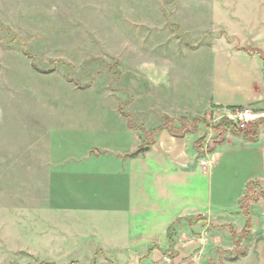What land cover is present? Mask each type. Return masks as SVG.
Returning <instances> with one entry per match:
<instances>
[{
    "label": "rangeland",
    "instance_id": "rangeland-1",
    "mask_svg": "<svg viewBox=\"0 0 264 264\" xmlns=\"http://www.w3.org/2000/svg\"><path fill=\"white\" fill-rule=\"evenodd\" d=\"M233 50L264 63V0H0V148H20L27 173L23 189L17 178L0 186V254L7 255L0 264H127L101 251L73 256L78 250L66 247L74 244L60 224L65 217L48 203L49 159L85 152L87 129L114 125L118 108L146 116L166 102L179 111L181 87L205 93L213 52ZM226 109L204 115L210 128L201 127L199 141H221L229 129L215 130L224 120L217 113ZM145 116L132 120L145 128ZM5 170L10 175L13 167ZM251 201V210L264 202L263 183L256 182ZM233 240L246 243L228 259L254 237L249 231ZM255 253L243 264H257Z\"/></svg>",
    "mask_w": 264,
    "mask_h": 264
},
{
    "label": "crops",
    "instance_id": "crops-1",
    "mask_svg": "<svg viewBox=\"0 0 264 264\" xmlns=\"http://www.w3.org/2000/svg\"><path fill=\"white\" fill-rule=\"evenodd\" d=\"M212 55L207 90L200 93L196 87H181L179 111L164 106L166 102L147 108L146 116L132 106L130 115L124 116L118 108L114 125L87 129L90 141L85 152L49 159V208L65 217L60 224L67 241L74 244L66 247L79 252L73 256H85L88 250L124 259L127 264H243L255 251L257 264H264V233L257 230V218L264 219V202L251 210L253 244L248 243L247 251L237 259L227 258L239 253L246 243H235L232 237L233 233L241 234L247 224L239 201L249 183L264 184V125L257 142L229 134L214 144L217 141L209 137L201 155L195 143L202 131L185 138L163 131L149 146L128 124L129 119L137 123L145 116L143 126L151 131L161 126V116H204L214 107L264 110L261 57L241 50ZM247 133L252 138L253 131ZM2 146L0 186H11L8 181L17 178L21 184L17 188L23 189L25 154L20 148L15 153ZM144 146L150 149L133 156ZM202 162H209L210 167ZM12 167L10 177L5 169ZM2 215L6 217L4 212ZM196 217H203V221L187 222ZM239 218H245V225ZM178 221L172 244L169 229ZM0 256L1 261L7 257Z\"/></svg>",
    "mask_w": 264,
    "mask_h": 264
},
{
    "label": "trees",
    "instance_id": "trees-1",
    "mask_svg": "<svg viewBox=\"0 0 264 264\" xmlns=\"http://www.w3.org/2000/svg\"><path fill=\"white\" fill-rule=\"evenodd\" d=\"M232 109H240V108H232ZM123 114L127 115L126 113L122 112ZM129 127L132 128L133 130H135L140 137L146 142L147 145L152 146L155 143L156 140V136L163 132V131H167L171 136L176 137V138H185L188 134H198L201 127H204L205 129H209L210 128V122L207 116L204 117H197V118H188V117H180L177 120L171 119L169 117H165L164 118V123L163 125H161L160 127H158L157 129H154L152 131H148L143 127H140L138 125H136L134 123V121L132 119H129ZM264 125V119H260L258 120L255 124H254V133L252 138L249 137V134L246 131H242L238 128V126L231 122L228 119H224L223 123L221 125H219L215 130L218 131L221 129H223L224 126H227V128L229 129V131L225 130L224 133H222L221 137V141H217V144L219 142H222L227 135L232 134L235 136H243L247 139H250L253 142H257L258 138H259V133H260V128L261 126ZM206 143V139L203 138L202 140H200L199 142H197L195 144V148L197 150V152L201 155L204 154V145ZM256 182H251L248 184L247 189H246V193L245 196L242 197L239 201V208L241 209V214L245 216V218L247 219V224H246V228L245 230L242 232L243 236H247L248 232L251 230L252 228V219H251V198L253 195V188L255 186ZM251 197V198H250ZM203 221V217H196L193 219H189L188 222L190 224L194 223V222H202ZM180 225V222H176L173 225H171L169 231V237L171 240V243L173 244V237H174V232H175V227ZM238 235L236 233H233V237L236 238ZM176 255H172V257L174 258ZM51 264V263H49Z\"/></svg>",
    "mask_w": 264,
    "mask_h": 264
},
{
    "label": "built area",
    "instance_id": "built-area-1",
    "mask_svg": "<svg viewBox=\"0 0 264 264\" xmlns=\"http://www.w3.org/2000/svg\"><path fill=\"white\" fill-rule=\"evenodd\" d=\"M219 116H222L221 119H228L231 122L235 123L238 128L242 131H246L248 128V123L249 122H254L255 120L259 118L264 117V113L261 114H256L252 110H250L249 107H244L240 109H226V110H221L217 113ZM218 117L215 115L212 116V120L214 121V118ZM202 165L204 167H210L209 162H202Z\"/></svg>",
    "mask_w": 264,
    "mask_h": 264
},
{
    "label": "water",
    "instance_id": "water-1",
    "mask_svg": "<svg viewBox=\"0 0 264 264\" xmlns=\"http://www.w3.org/2000/svg\"><path fill=\"white\" fill-rule=\"evenodd\" d=\"M263 58H264V57H263ZM149 149H150L149 146L141 147V148H139V149L133 154V156H137V155H139V154L145 153V152H147Z\"/></svg>",
    "mask_w": 264,
    "mask_h": 264
}]
</instances>
